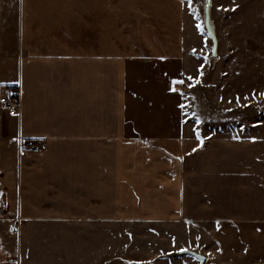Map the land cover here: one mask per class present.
Returning <instances> with one entry per match:
<instances>
[{"label":"crops","instance_id":"obj_1","mask_svg":"<svg viewBox=\"0 0 264 264\" xmlns=\"http://www.w3.org/2000/svg\"><path fill=\"white\" fill-rule=\"evenodd\" d=\"M170 1L172 23L148 0H0V98H21L16 117L0 102V264L31 247L85 264V226H264V138L187 133L165 109L151 72L184 52Z\"/></svg>","mask_w":264,"mask_h":264},{"label":"rangeland","instance_id":"obj_2","mask_svg":"<svg viewBox=\"0 0 264 264\" xmlns=\"http://www.w3.org/2000/svg\"><path fill=\"white\" fill-rule=\"evenodd\" d=\"M148 1L170 23L177 17L170 0ZM179 1L184 52L167 63L155 61L151 72L163 81V94L169 82L171 99L165 109L181 113L187 133L264 138V0L209 1L217 37L215 57L204 27L203 31L198 27L203 0ZM221 4L228 10L220 8ZM233 4L238 5L235 11ZM4 73L8 72L0 70V76ZM153 107L164 109L165 100L163 108ZM6 216L4 209L0 218ZM188 245L205 261L189 254L185 255L194 260L161 259L160 255H182L180 247ZM59 248L64 255L66 247ZM84 249L85 264H264V226H85ZM174 249L180 251L170 252ZM36 252L31 247L24 264H34L31 260L39 256Z\"/></svg>","mask_w":264,"mask_h":264},{"label":"built area","instance_id":"obj_3","mask_svg":"<svg viewBox=\"0 0 264 264\" xmlns=\"http://www.w3.org/2000/svg\"><path fill=\"white\" fill-rule=\"evenodd\" d=\"M20 90L18 85H12L7 87L6 91L4 92L3 96L0 98V102L3 108L6 110L9 116L16 117L19 112L20 108ZM4 214V208L0 206V216ZM17 222V219H14ZM15 222V223H16ZM12 226H16L12 224Z\"/></svg>","mask_w":264,"mask_h":264},{"label":"water","instance_id":"obj_4","mask_svg":"<svg viewBox=\"0 0 264 264\" xmlns=\"http://www.w3.org/2000/svg\"><path fill=\"white\" fill-rule=\"evenodd\" d=\"M210 0H208L207 2H209ZM209 4L210 3H205V5H203V16H202V24L203 27L205 29V32L207 34V36L210 38L211 40V55L213 57L216 56V49H217V37L216 34L212 28V25L210 23V13H209ZM180 253L183 254H189L195 258H197L198 260H200L201 262L205 261V257L201 254L196 253L195 251L192 250H184Z\"/></svg>","mask_w":264,"mask_h":264},{"label":"snow or ice","instance_id":"obj_5","mask_svg":"<svg viewBox=\"0 0 264 264\" xmlns=\"http://www.w3.org/2000/svg\"><path fill=\"white\" fill-rule=\"evenodd\" d=\"M236 7H238V5H235V4H233V7H232V10L233 11H235V8ZM220 8H222L223 10H225V11H227L228 9H226V8H224V6L221 4L220 5ZM198 27H200V29H201V31H203V25L201 24V25H198ZM203 73H201V75H202ZM191 79V78H190ZM177 83H183V81H177ZM173 91H179L178 89H176V88H173L172 89ZM261 95H264V93H261ZM181 107H183V105H181Z\"/></svg>","mask_w":264,"mask_h":264},{"label":"bare ground","instance_id":"obj_6","mask_svg":"<svg viewBox=\"0 0 264 264\" xmlns=\"http://www.w3.org/2000/svg\"><path fill=\"white\" fill-rule=\"evenodd\" d=\"M207 1H208V0H203L202 9H203V5H205V3H209V2H207ZM209 13H210V9H209ZM210 23H211L212 28H213V30H214V32H215V26H214V23H213L211 17H210ZM215 34H216V33H215Z\"/></svg>","mask_w":264,"mask_h":264}]
</instances>
